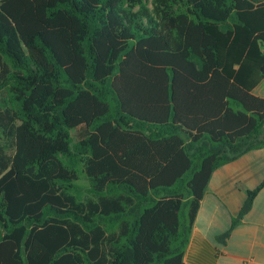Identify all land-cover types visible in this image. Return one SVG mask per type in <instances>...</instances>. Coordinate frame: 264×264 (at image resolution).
<instances>
[{
	"label": "trees",
	"instance_id": "1",
	"mask_svg": "<svg viewBox=\"0 0 264 264\" xmlns=\"http://www.w3.org/2000/svg\"><path fill=\"white\" fill-rule=\"evenodd\" d=\"M263 80L264 0H0V264H186Z\"/></svg>",
	"mask_w": 264,
	"mask_h": 264
},
{
	"label": "crops",
	"instance_id": "2",
	"mask_svg": "<svg viewBox=\"0 0 264 264\" xmlns=\"http://www.w3.org/2000/svg\"><path fill=\"white\" fill-rule=\"evenodd\" d=\"M263 86L264 80L254 93ZM263 183L264 147L213 173L193 227L186 264H264V187L226 242L219 240L240 215L248 192Z\"/></svg>",
	"mask_w": 264,
	"mask_h": 264
},
{
	"label": "rangeland",
	"instance_id": "3",
	"mask_svg": "<svg viewBox=\"0 0 264 264\" xmlns=\"http://www.w3.org/2000/svg\"><path fill=\"white\" fill-rule=\"evenodd\" d=\"M256 95H264V86L256 92Z\"/></svg>",
	"mask_w": 264,
	"mask_h": 264
}]
</instances>
